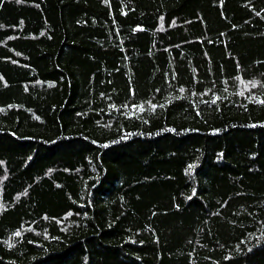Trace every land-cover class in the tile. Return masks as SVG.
Wrapping results in <instances>:
<instances>
[{
	"label": "trees",
	"instance_id": "obj_1",
	"mask_svg": "<svg viewBox=\"0 0 264 264\" xmlns=\"http://www.w3.org/2000/svg\"><path fill=\"white\" fill-rule=\"evenodd\" d=\"M0 264H264V0H0Z\"/></svg>",
	"mask_w": 264,
	"mask_h": 264
},
{
	"label": "snow or ice",
	"instance_id": "obj_2",
	"mask_svg": "<svg viewBox=\"0 0 264 264\" xmlns=\"http://www.w3.org/2000/svg\"><path fill=\"white\" fill-rule=\"evenodd\" d=\"M189 167H192V166H189ZM16 235H19V233H16Z\"/></svg>",
	"mask_w": 264,
	"mask_h": 264
}]
</instances>
